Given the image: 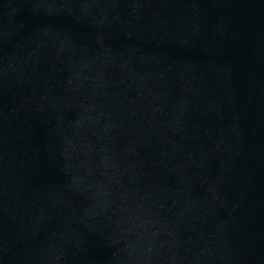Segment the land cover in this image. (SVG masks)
Here are the masks:
<instances>
[{
  "label": "water",
  "instance_id": "obj_1",
  "mask_svg": "<svg viewBox=\"0 0 264 264\" xmlns=\"http://www.w3.org/2000/svg\"><path fill=\"white\" fill-rule=\"evenodd\" d=\"M0 264H264V0H0Z\"/></svg>",
  "mask_w": 264,
  "mask_h": 264
}]
</instances>
